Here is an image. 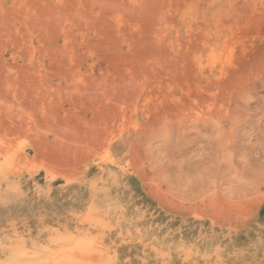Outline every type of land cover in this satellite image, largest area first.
I'll use <instances>...</instances> for the list:
<instances>
[{"label": "rangeland", "instance_id": "rangeland-1", "mask_svg": "<svg viewBox=\"0 0 264 264\" xmlns=\"http://www.w3.org/2000/svg\"><path fill=\"white\" fill-rule=\"evenodd\" d=\"M0 264H264V0H0Z\"/></svg>", "mask_w": 264, "mask_h": 264}]
</instances>
